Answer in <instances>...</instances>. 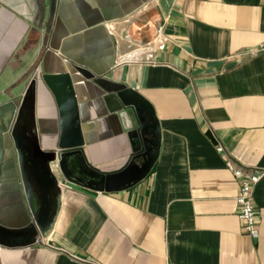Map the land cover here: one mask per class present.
<instances>
[{
    "label": "crops",
    "instance_id": "1",
    "mask_svg": "<svg viewBox=\"0 0 264 264\" xmlns=\"http://www.w3.org/2000/svg\"><path fill=\"white\" fill-rule=\"evenodd\" d=\"M261 45L264 0H0V104L36 76L69 73L88 164L117 171L130 155L124 115L81 68L138 92L161 134L150 174L121 192L69 184L55 165L29 168L50 201L41 224L60 189L51 229L30 246L38 229L6 136L0 239L18 246H0V264H264V52L251 55ZM35 116L49 150L58 113L40 83ZM227 162L261 175L255 238L243 234Z\"/></svg>",
    "mask_w": 264,
    "mask_h": 264
},
{
    "label": "water",
    "instance_id": "2",
    "mask_svg": "<svg viewBox=\"0 0 264 264\" xmlns=\"http://www.w3.org/2000/svg\"><path fill=\"white\" fill-rule=\"evenodd\" d=\"M86 80L91 81L105 94V102L111 113L120 112V121L130 143V155L122 168L114 172H102L92 168L85 157L83 135L79 122V110L69 73L42 74L31 80L22 95L12 92L3 97L0 104V174L4 161L7 136L17 156L20 177L37 235L26 246L34 245L51 229L59 210L60 189L54 197L50 220L41 224V195L33 181L27 162L50 171L55 165L59 175L69 184L96 193H116L128 190L142 182L155 165L160 150L161 134L153 106L138 92L125 85L95 77L88 71L75 68ZM43 85L55 103L59 130L53 147L44 151L36 127V92ZM11 233V230H7ZM0 246H18L11 238L0 239Z\"/></svg>",
    "mask_w": 264,
    "mask_h": 264
},
{
    "label": "built area",
    "instance_id": "3",
    "mask_svg": "<svg viewBox=\"0 0 264 264\" xmlns=\"http://www.w3.org/2000/svg\"><path fill=\"white\" fill-rule=\"evenodd\" d=\"M157 37L162 35V27L157 29ZM264 52V45L251 52V55ZM221 151V149H218ZM227 170L233 178L238 182V194L235 203L238 208V218L243 223V234L255 238L258 234L257 215L253 207V190L260 180V174H249L236 170L230 162L226 163Z\"/></svg>",
    "mask_w": 264,
    "mask_h": 264
},
{
    "label": "flooded vegetation",
    "instance_id": "4",
    "mask_svg": "<svg viewBox=\"0 0 264 264\" xmlns=\"http://www.w3.org/2000/svg\"><path fill=\"white\" fill-rule=\"evenodd\" d=\"M29 168H31V171L34 174L35 173V166L29 165ZM39 191L41 194V202H42L41 215L44 216L45 214L51 213V212H49V209L51 206H50V201L43 194V188L42 187H39Z\"/></svg>",
    "mask_w": 264,
    "mask_h": 264
}]
</instances>
